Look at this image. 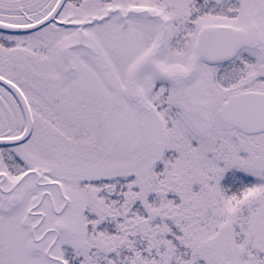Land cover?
<instances>
[{
	"label": "snow or ice",
	"instance_id": "6c2138e0",
	"mask_svg": "<svg viewBox=\"0 0 264 264\" xmlns=\"http://www.w3.org/2000/svg\"><path fill=\"white\" fill-rule=\"evenodd\" d=\"M0 264H264V0H0Z\"/></svg>",
	"mask_w": 264,
	"mask_h": 264
}]
</instances>
